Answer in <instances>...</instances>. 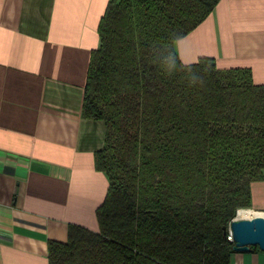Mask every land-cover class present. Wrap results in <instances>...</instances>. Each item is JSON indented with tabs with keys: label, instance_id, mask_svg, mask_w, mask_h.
Here are the masks:
<instances>
[{
	"label": "trees",
	"instance_id": "obj_1",
	"mask_svg": "<svg viewBox=\"0 0 264 264\" xmlns=\"http://www.w3.org/2000/svg\"><path fill=\"white\" fill-rule=\"evenodd\" d=\"M220 0H110L91 52L82 117L105 124L98 231L71 225L49 264H230L224 237L264 180V85L177 41Z\"/></svg>",
	"mask_w": 264,
	"mask_h": 264
},
{
	"label": "crops",
	"instance_id": "obj_2",
	"mask_svg": "<svg viewBox=\"0 0 264 264\" xmlns=\"http://www.w3.org/2000/svg\"><path fill=\"white\" fill-rule=\"evenodd\" d=\"M109 2L0 0V264H49V242L66 243L71 225L98 231L106 127L82 107ZM175 50L185 65L212 59L264 85V0H220ZM251 194L248 211L264 217V180ZM230 264H264V252L232 251Z\"/></svg>",
	"mask_w": 264,
	"mask_h": 264
},
{
	"label": "water",
	"instance_id": "obj_3",
	"mask_svg": "<svg viewBox=\"0 0 264 264\" xmlns=\"http://www.w3.org/2000/svg\"><path fill=\"white\" fill-rule=\"evenodd\" d=\"M229 230L234 240L233 252L247 253L252 248H258L264 252V217L235 218L228 227L224 228V237L227 236Z\"/></svg>",
	"mask_w": 264,
	"mask_h": 264
},
{
	"label": "bare ground",
	"instance_id": "obj_4",
	"mask_svg": "<svg viewBox=\"0 0 264 264\" xmlns=\"http://www.w3.org/2000/svg\"><path fill=\"white\" fill-rule=\"evenodd\" d=\"M237 219H253L255 218V216L250 212V211H243V210H239L237 212Z\"/></svg>",
	"mask_w": 264,
	"mask_h": 264
},
{
	"label": "built area",
	"instance_id": "obj_5",
	"mask_svg": "<svg viewBox=\"0 0 264 264\" xmlns=\"http://www.w3.org/2000/svg\"><path fill=\"white\" fill-rule=\"evenodd\" d=\"M226 239H227V241H228L229 244H231L232 246L234 245V240H233V237H232L231 230L228 231L227 236H226Z\"/></svg>",
	"mask_w": 264,
	"mask_h": 264
},
{
	"label": "rangeland",
	"instance_id": "obj_6",
	"mask_svg": "<svg viewBox=\"0 0 264 264\" xmlns=\"http://www.w3.org/2000/svg\"><path fill=\"white\" fill-rule=\"evenodd\" d=\"M236 216H237V215H236ZM236 216H235V218H236ZM235 218H234V219H235Z\"/></svg>",
	"mask_w": 264,
	"mask_h": 264
}]
</instances>
